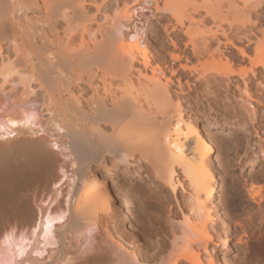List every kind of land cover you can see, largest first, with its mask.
I'll return each instance as SVG.
<instances>
[{"label": "bare ground", "instance_id": "obj_1", "mask_svg": "<svg viewBox=\"0 0 264 264\" xmlns=\"http://www.w3.org/2000/svg\"><path fill=\"white\" fill-rule=\"evenodd\" d=\"M131 1V7L124 8L105 28L91 26L93 18L86 11V0H0V99L7 101L8 107L30 106L17 112L0 110V138L7 140L14 133L47 137L26 143H0V245L5 247L0 250V264H17L30 239L35 244L29 255L36 253L32 258L38 264L39 257L53 252L60 240L64 246L67 238L70 241L81 236V249L62 250L58 260L49 264L67 263L88 247L85 233L92 228L103 229L102 241L109 247L112 264H234L213 256L214 245L218 244H214L212 231L222 212H213L218 206L213 202L217 178L212 142L198 125V117L184 113L181 98L173 97L164 68L178 73V77H193L192 85L205 96V101L196 106L210 110L209 100L216 96L218 84L227 86L232 76L242 79V93L248 94L254 81L247 80V72L254 76L256 67L264 68V31L257 37L251 25L235 29L202 27L207 18H217L222 0H162L155 9L175 21L169 22L167 36L172 33L185 40L177 39L182 47L170 38L169 59L155 56V63H151L140 21L132 20L129 26L124 23L134 13L137 17L144 14L140 10L149 0ZM243 6H249L248 2ZM242 41L243 45L238 44ZM251 44L253 53L249 54ZM3 45L11 55L3 54ZM236 55L249 67L236 70ZM35 89L40 100L37 96L29 98ZM38 103L45 113L43 125L34 122L40 117L35 108ZM222 120L206 119L205 124L229 127L230 121ZM17 124L22 127L14 128ZM52 150L72 170L64 200L52 208V198L47 197L51 204L39 206L34 213L27 187L44 177L52 162ZM130 158L144 161L142 168L149 172L132 170L134 176L156 191L167 188L171 192L172 196H153L146 189L149 193L137 199L136 208L134 205L135 210L147 211L151 198L156 197L154 205L157 201L169 205L170 214L163 220L150 217L148 212L149 218L132 216L131 206L127 207L113 188L120 175L117 163H124L122 171H126L132 163ZM108 159H112L109 166L105 163ZM90 163H94L91 171L87 168ZM142 187L130 180L123 183L121 191L132 189L135 193ZM178 187L185 192L181 201L176 197ZM258 193L251 190L248 195L256 202ZM262 202L263 196L256 202L258 222L264 217ZM124 215L129 223L137 219L148 228L143 226L139 231L135 227L132 234L125 233L118 225ZM16 219L29 224L27 243L23 234L17 241L13 239L11 223ZM220 224L224 231H230L224 218ZM69 245L76 246L75 242ZM229 251L224 242L220 254ZM21 264L30 263L23 260Z\"/></svg>", "mask_w": 264, "mask_h": 264}, {"label": "rangeland", "instance_id": "obj_2", "mask_svg": "<svg viewBox=\"0 0 264 264\" xmlns=\"http://www.w3.org/2000/svg\"><path fill=\"white\" fill-rule=\"evenodd\" d=\"M86 1V11L88 12L89 17L93 18L90 21L91 26L96 27L97 25H101L105 28H109L112 25L113 19H115L124 8H130L132 2L131 0ZM233 1L235 4L229 5L227 0H222L223 5L217 18L215 20L207 18L202 27L214 28L217 25H221L224 28L235 29L248 28L251 25L253 30L257 32V37H260V33L264 31V0ZM161 2L162 0H149L145 3L146 9L144 8L143 11L140 10L144 14L137 17L134 13L129 21H125L126 19L124 20V23L128 26L132 25V20L134 22L140 21V23H138L143 28L145 34V37L142 40H144L149 47L151 63H155V56H164L169 59L167 52L172 49L170 38L175 40L177 44H180L182 47L183 45L180 42L185 40V38L175 36L172 33L170 36H167V32L171 30L169 22L174 24L175 21L170 15H168V13L155 9L156 4L160 6ZM246 2H248L249 6L244 7L243 5ZM194 17L197 19L200 18L198 15H194ZM124 30L128 31V28H124ZM178 38L181 41L177 40ZM244 43L245 42L243 41L238 42L240 45H243ZM252 48L253 44L248 48L249 54L253 53ZM229 50L230 48L226 50L224 49V51L222 49L223 52ZM6 52L10 55L12 54L11 51L6 49L5 45H3V54ZM237 57L238 56L236 55V58L233 60L234 68L236 70L246 66L249 67L247 61L239 62ZM247 73V80L251 82L254 81L252 82L254 85L250 84L251 87L249 86L248 88V94L242 93V79L238 76H232L228 80L227 86H224V83L218 84V86L216 85L219 88V92L217 91L213 100H209L212 109L209 110L207 106H196L205 101V96L203 95V92L199 90V87L194 88L192 85L194 82L193 77L183 76V74L178 77V73H171L168 69L164 68V74L170 80L168 83L170 90L173 93V97L175 95L174 98L178 96L181 98V107L184 109V113L187 112L190 115L198 117V125L203 127L204 133L209 136V142H212L211 144L214 148L212 159H214L217 180L215 183L216 190L213 202L217 204L218 207H216V210L213 212H216V214L222 212V214H218L216 217L215 213L212 212L217 218L214 222L212 235H214V244H218H213V256L216 254L217 260L225 258L230 262L233 261L232 263L234 264H264V217L262 222L255 220L257 209L256 202L259 201L260 197H264V68L256 67L254 76L249 71ZM178 78L179 83L177 82ZM185 79L189 82L186 83ZM187 85H190L191 89H189ZM4 86L9 87L8 83H5ZM16 89L20 94V86L17 85ZM36 91L37 90L35 89L33 94L29 95V98L34 99L37 96ZM36 99L40 100V97L37 96ZM23 107L28 108L30 106L23 105L18 107H8L7 101L0 99V110L11 112L9 110L12 109L13 112H17ZM35 108L40 112V117L34 122L38 125H43L45 113L40 111L41 108L39 107V103L35 105ZM1 113L2 111H0V114ZM211 118H215L219 121L227 119L230 121V125L227 128L207 127L205 120ZM21 127V124L14 126L16 129ZM6 138L7 140L0 138V143H26L41 138L46 140L47 137L46 135L35 136L30 135L29 133H14ZM134 160V158L129 159L132 163L128 166L129 169L126 168V171H122L124 163H117L116 171L120 175L117 177L119 179H116L117 183L115 182L112 184L119 199L125 202L127 207L131 206V208H134V205L136 204V208L137 199L146 194V192L149 193V190L150 193L155 194L153 196H160V194L162 195L164 193L166 196L171 195V192L167 188L163 189L164 192L156 191L155 188H153V185L134 176L132 170L149 174L148 171H145V169L142 168L144 161L138 163ZM111 161L112 159H108L105 163L109 166ZM65 163L66 162L62 156L57 151L52 150V162L50 161L47 165V171L44 174V177L28 184V200L31 212H37L39 206L46 207L50 201L47 197L52 198V208L53 206L56 207L63 203L64 192L67 188L68 178L72 171L69 165L66 166ZM93 167L94 163H90L87 168L91 171L94 169ZM177 172L179 173V170H177ZM130 180L142 184L143 190L141 189L140 191L135 192L136 194L133 193L132 189L121 191L123 183L127 184ZM55 181L59 182L53 185ZM146 189H148V191ZM160 190L162 191V189ZM251 190L254 192L258 190L259 192L255 197V201L257 200L256 202H254V200L248 195ZM184 194V190L178 187L176 197L180 201V196ZM151 200L147 211L143 212L141 209L135 210V208H130L129 212L136 218H141L144 215L148 217L149 214L150 217L153 216L159 220H163L164 216L169 212V209H167L169 205L163 201H157L158 204L156 203V205H154L157 200L156 197L151 198ZM262 203L264 204V202ZM184 211L186 212V210ZM168 214H170V212ZM178 218L182 219L183 216L178 215ZM221 218H224L229 223L230 231H224L222 229L220 224ZM131 220L132 222L129 223L127 216L124 215L118 221L119 227L125 233L132 234L135 227L138 228L139 231H141L143 226H147L148 228L147 223L140 224L137 219ZM11 226L13 227L14 241H17L20 234H23L27 237L25 240V243H27L29 240V224L16 219L12 221ZM155 230H157V228H155ZM102 231L103 229L99 228H92L87 231L85 235L88 238V247L79 252L69 262H58L55 264H112L109 262V247L102 241ZM217 233L218 238H216ZM114 237L117 238L115 234ZM149 238L150 237L146 238V241L148 240L147 242L150 241ZM166 241L168 242L167 239ZM239 241L240 243H238ZM69 242H75L76 246L70 247ZM224 242H227L230 251L227 254H220ZM64 243L65 245L62 246L60 240L53 252L48 254L44 253V256L42 257L38 256V264L56 262L62 250L66 251L69 249L73 252L84 246L82 244L81 236L73 237L70 241L67 238ZM34 244V240L30 239V243L27 245L24 252L17 258V264H21L23 260H27L30 264H35L32 257L37 256V254L31 252L29 255ZM4 248V245L1 244L0 250H3Z\"/></svg>", "mask_w": 264, "mask_h": 264}]
</instances>
